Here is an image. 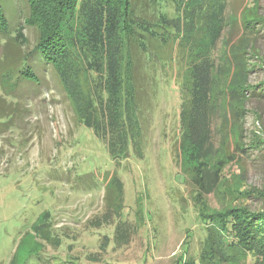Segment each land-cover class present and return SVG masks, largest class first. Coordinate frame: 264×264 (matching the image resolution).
<instances>
[{
	"label": "rangeland",
	"instance_id": "rangeland-1",
	"mask_svg": "<svg viewBox=\"0 0 264 264\" xmlns=\"http://www.w3.org/2000/svg\"><path fill=\"white\" fill-rule=\"evenodd\" d=\"M34 1L0 0L8 27L0 34V264H264L231 244L219 261L213 233L218 211L264 208V98L243 89L263 85L264 39L255 52L242 25L264 16V0L261 9L255 0H169L167 42H151L152 58L136 59L141 142L116 160L42 56L26 58L39 34ZM135 1L140 9L144 0ZM206 57L217 121L205 161L219 173L207 195L181 119L192 66Z\"/></svg>",
	"mask_w": 264,
	"mask_h": 264
},
{
	"label": "trees",
	"instance_id": "trees-1",
	"mask_svg": "<svg viewBox=\"0 0 264 264\" xmlns=\"http://www.w3.org/2000/svg\"><path fill=\"white\" fill-rule=\"evenodd\" d=\"M140 3V9L135 0H35L33 3L39 34L34 51L26 58L33 53L42 56L74 104L81 122L105 143L113 160L126 158L128 147H138L141 142L134 79L136 59L143 56L150 60V43H166L164 32L174 27L167 10L169 0ZM254 7L260 8L257 0ZM242 25L249 26L254 35L256 45L249 48L256 52L258 38L264 39V16L256 12ZM4 27L7 23L0 7V34L7 31L8 27ZM22 37L21 31H17L15 39L20 38L22 43ZM249 64L256 67L254 62ZM20 74L35 81L26 71ZM190 79L189 106L182 110L181 119L186 125L184 137L198 149L196 182L207 195L215 189L219 176L205 161L215 154L213 137L217 119L211 106L214 61L206 57L195 63ZM82 82L86 83L85 91ZM256 88L245 85L243 89L255 99L264 98V82L258 93ZM110 182L106 180L104 184L109 187ZM112 182L121 191L115 176ZM213 217L218 230L213 233L218 236L215 252L219 261H227L225 249L231 244L264 262V208L253 211L232 207L216 212ZM211 235L207 239L210 252Z\"/></svg>",
	"mask_w": 264,
	"mask_h": 264
}]
</instances>
